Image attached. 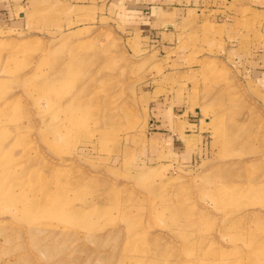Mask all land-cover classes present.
<instances>
[{"label":"rangeland","instance_id":"374dc122","mask_svg":"<svg viewBox=\"0 0 264 264\" xmlns=\"http://www.w3.org/2000/svg\"><path fill=\"white\" fill-rule=\"evenodd\" d=\"M182 3L0 0V264H264V0Z\"/></svg>","mask_w":264,"mask_h":264},{"label":"crops","instance_id":"0c3cea01","mask_svg":"<svg viewBox=\"0 0 264 264\" xmlns=\"http://www.w3.org/2000/svg\"><path fill=\"white\" fill-rule=\"evenodd\" d=\"M33 1L38 2L41 0ZM180 1L182 3L183 0H112V3L122 7L124 15L127 16L129 20V22H127V27L130 28L133 32H149V34H153V32H155L157 34H164V31H162L164 24H168V21H170L172 24H177L179 22L177 20L171 21L169 19V16L172 17V14L176 12L178 14L184 12V2L180 5ZM11 6V4L0 6V17L3 10H8L9 12L12 11V9H10ZM14 7L15 6L12 7L13 11ZM17 16L19 18H24L25 14L23 13V11L18 10Z\"/></svg>","mask_w":264,"mask_h":264}]
</instances>
